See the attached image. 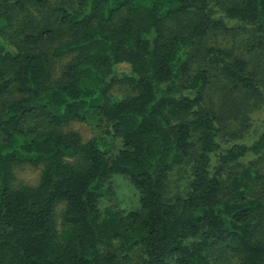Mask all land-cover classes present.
Here are the masks:
<instances>
[{
  "label": "trees",
  "instance_id": "1",
  "mask_svg": "<svg viewBox=\"0 0 264 264\" xmlns=\"http://www.w3.org/2000/svg\"><path fill=\"white\" fill-rule=\"evenodd\" d=\"M235 31L264 47V0H0V264H264V123L225 144L207 102L215 79L262 96L206 43ZM90 118L109 145L64 130ZM117 175L131 211L101 209Z\"/></svg>",
  "mask_w": 264,
  "mask_h": 264
},
{
  "label": "rangeland",
  "instance_id": "2",
  "mask_svg": "<svg viewBox=\"0 0 264 264\" xmlns=\"http://www.w3.org/2000/svg\"><path fill=\"white\" fill-rule=\"evenodd\" d=\"M254 40L249 31H235L230 34L209 35L206 43L210 46L231 51L233 55L245 58L249 68L259 77L262 88V96L258 98L249 93L233 90L232 86L225 80L215 79L214 86L207 93L209 107L220 117L222 121L223 143H252L262 131L264 123V47ZM123 88H121L122 90ZM119 88L113 94H122ZM97 121L90 118L86 122L73 121L66 127L65 131L77 132L83 141L98 139L103 144H110V137L105 134V126H97ZM113 145V144H112ZM115 146V147H114ZM119 142L113 145L112 153H116ZM40 170L25 165L15 169V186L36 185L39 180ZM188 180L186 172L175 169L171 173L167 193L178 196L185 189ZM101 209L104 207L117 206L124 212L131 211L138 206V194L133 186L122 176H114L112 179V193L103 199ZM228 260V259H225ZM231 260V258H229ZM132 262V258L130 264ZM234 259L231 263H236ZM220 264H226L224 260Z\"/></svg>",
  "mask_w": 264,
  "mask_h": 264
}]
</instances>
